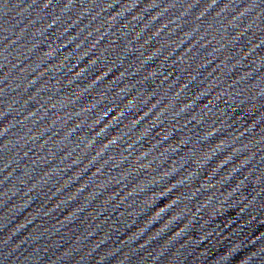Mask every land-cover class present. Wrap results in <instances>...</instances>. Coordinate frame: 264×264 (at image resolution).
<instances>
[{
  "label": "water",
  "instance_id": "water-1",
  "mask_svg": "<svg viewBox=\"0 0 264 264\" xmlns=\"http://www.w3.org/2000/svg\"><path fill=\"white\" fill-rule=\"evenodd\" d=\"M0 264H264V0H0Z\"/></svg>",
  "mask_w": 264,
  "mask_h": 264
}]
</instances>
